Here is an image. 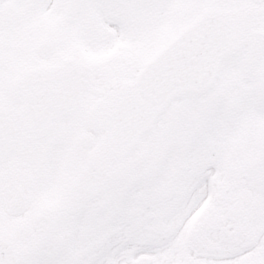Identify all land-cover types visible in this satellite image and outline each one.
Here are the masks:
<instances>
[{
    "label": "snow or ice",
    "instance_id": "1",
    "mask_svg": "<svg viewBox=\"0 0 264 264\" xmlns=\"http://www.w3.org/2000/svg\"><path fill=\"white\" fill-rule=\"evenodd\" d=\"M0 264H264V0H0Z\"/></svg>",
    "mask_w": 264,
    "mask_h": 264
}]
</instances>
